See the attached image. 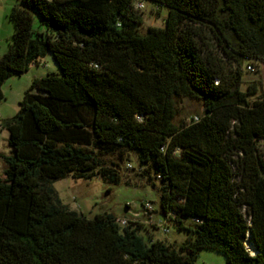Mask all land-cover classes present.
Wrapping results in <instances>:
<instances>
[{
    "label": "trees",
    "instance_id": "16d2710c",
    "mask_svg": "<svg viewBox=\"0 0 264 264\" xmlns=\"http://www.w3.org/2000/svg\"><path fill=\"white\" fill-rule=\"evenodd\" d=\"M150 1L168 14L145 32L143 0L13 6L0 101L6 79L48 53L58 70L34 77L1 122L13 154L0 178V264H197L204 248L227 264H264V94L261 75L244 79L264 62V0ZM183 98L201 113L180 120ZM130 151L159 180L157 212L185 241L147 242L109 211L89 218L54 186L67 176L119 183L105 158Z\"/></svg>",
    "mask_w": 264,
    "mask_h": 264
},
{
    "label": "rangeland",
    "instance_id": "374dc122",
    "mask_svg": "<svg viewBox=\"0 0 264 264\" xmlns=\"http://www.w3.org/2000/svg\"><path fill=\"white\" fill-rule=\"evenodd\" d=\"M137 4V12L141 15L143 24L141 31L145 32L148 27H163L168 14L167 7H159L150 0ZM20 0H0V55L7 51L14 32V23L10 18L13 6ZM34 28L40 30L39 18L34 17ZM46 65H32L30 69L21 75H12L2 85L4 97L0 101V178L4 177L7 166L6 157L13 154L9 146V132L1 127V122L16 115L19 110V102L22 100L27 88L30 87L34 77L44 76L47 73L57 72L58 67L51 53L44 57ZM261 66V63H260ZM259 71L244 73L245 80H251L261 75ZM245 84L242 88L245 89ZM260 92L264 94V78L260 85ZM180 120L189 119L191 116L201 113V102L193 99H179ZM259 147L264 151V140ZM108 163L118 164L121 174L119 183L110 184L103 181L100 176L92 179H75L67 176L54 183L62 200L72 209L83 213L87 217H93L97 212L109 211L114 213L120 223L123 217L139 224L138 233L148 242L150 236L161 239L167 243H181L186 240L188 233L178 229L172 222L167 220L159 210L160 193L159 180L154 187L149 180L147 167L142 166L133 151L125 153L120 160L117 154L108 155L105 158ZM132 165V166H131ZM151 201L154 212L145 214L142 203ZM128 206V207H127ZM156 226L158 228H156ZM197 264H227L224 255L216 250L204 248L198 253Z\"/></svg>",
    "mask_w": 264,
    "mask_h": 264
},
{
    "label": "built area",
    "instance_id": "2783aa9c",
    "mask_svg": "<svg viewBox=\"0 0 264 264\" xmlns=\"http://www.w3.org/2000/svg\"><path fill=\"white\" fill-rule=\"evenodd\" d=\"M137 4H142V3H141V2H138ZM137 4H136V6H137ZM248 69L251 70V71H253V70L255 69V67L252 66V65H249V66H248ZM145 207H146L147 209H149V210H152V209H153V206H152V203H151V202H146V203H145ZM121 221H122L123 225L127 223V220H126V219H122ZM119 222H120V221H119Z\"/></svg>",
    "mask_w": 264,
    "mask_h": 264
},
{
    "label": "crops",
    "instance_id": "0c3cea01",
    "mask_svg": "<svg viewBox=\"0 0 264 264\" xmlns=\"http://www.w3.org/2000/svg\"><path fill=\"white\" fill-rule=\"evenodd\" d=\"M41 65H46L47 63L44 61V59L39 63ZM38 64V65H39ZM37 66V65H35ZM262 69V73H261V76H262V79L264 78V62L261 63V66H260V70Z\"/></svg>",
    "mask_w": 264,
    "mask_h": 264
},
{
    "label": "bare ground",
    "instance_id": "6f19581e",
    "mask_svg": "<svg viewBox=\"0 0 264 264\" xmlns=\"http://www.w3.org/2000/svg\"><path fill=\"white\" fill-rule=\"evenodd\" d=\"M245 243H246V245H247V247H248L249 250H251L253 252L255 251V248L253 247V245H252V243L250 242L249 239H246L245 240Z\"/></svg>",
    "mask_w": 264,
    "mask_h": 264
}]
</instances>
